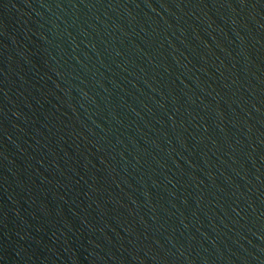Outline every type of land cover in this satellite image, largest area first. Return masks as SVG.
I'll list each match as a JSON object with an SVG mask.
<instances>
[{
    "label": "water",
    "instance_id": "obj_1",
    "mask_svg": "<svg viewBox=\"0 0 264 264\" xmlns=\"http://www.w3.org/2000/svg\"><path fill=\"white\" fill-rule=\"evenodd\" d=\"M0 264H264V0H0Z\"/></svg>",
    "mask_w": 264,
    "mask_h": 264
}]
</instances>
